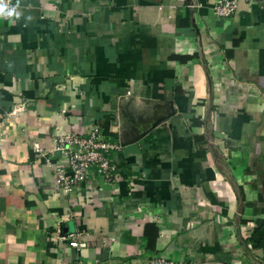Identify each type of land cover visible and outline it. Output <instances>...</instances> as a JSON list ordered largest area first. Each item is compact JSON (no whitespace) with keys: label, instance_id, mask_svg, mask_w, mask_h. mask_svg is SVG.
Instances as JSON below:
<instances>
[{"label":"crops","instance_id":"crops-1","mask_svg":"<svg viewBox=\"0 0 264 264\" xmlns=\"http://www.w3.org/2000/svg\"><path fill=\"white\" fill-rule=\"evenodd\" d=\"M220 1L22 0L0 23V264H264V0ZM96 127L115 179L66 192L57 139Z\"/></svg>","mask_w":264,"mask_h":264},{"label":"built area","instance_id":"built-area-1","mask_svg":"<svg viewBox=\"0 0 264 264\" xmlns=\"http://www.w3.org/2000/svg\"><path fill=\"white\" fill-rule=\"evenodd\" d=\"M22 0H6L10 6H17V11ZM238 0H221L215 6V13L219 17H229L236 12ZM13 18V17H11ZM9 18V19H11ZM57 152L59 157L66 156V162H58L55 166V181L59 188L66 192H73L77 185L87 182L90 172L96 169L98 175L112 182L115 179V164L111 157L113 152L120 149V144L108 139L103 131L96 127L87 135L77 133L62 134L58 139ZM37 154L42 150L39 144L34 145ZM82 232L69 242L70 246L81 249L87 246ZM144 264H190L185 261L174 260L173 258L156 255Z\"/></svg>","mask_w":264,"mask_h":264},{"label":"clouds","instance_id":"clouds-1","mask_svg":"<svg viewBox=\"0 0 264 264\" xmlns=\"http://www.w3.org/2000/svg\"><path fill=\"white\" fill-rule=\"evenodd\" d=\"M20 13L17 11V6H10L6 0H0V23L9 20L11 17H19ZM10 23L13 21H9Z\"/></svg>","mask_w":264,"mask_h":264},{"label":"trees","instance_id":"trees-1","mask_svg":"<svg viewBox=\"0 0 264 264\" xmlns=\"http://www.w3.org/2000/svg\"><path fill=\"white\" fill-rule=\"evenodd\" d=\"M181 61H187L188 59H191V56H176Z\"/></svg>","mask_w":264,"mask_h":264}]
</instances>
